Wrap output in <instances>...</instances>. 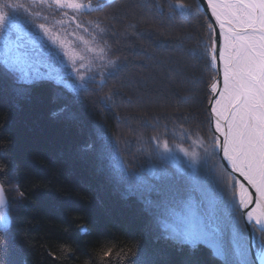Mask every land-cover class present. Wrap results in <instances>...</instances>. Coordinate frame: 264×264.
Listing matches in <instances>:
<instances>
[{"label":"trees","instance_id":"trees-1","mask_svg":"<svg viewBox=\"0 0 264 264\" xmlns=\"http://www.w3.org/2000/svg\"><path fill=\"white\" fill-rule=\"evenodd\" d=\"M180 2L183 12L169 7L176 0L106 7L117 12L111 27L119 30L122 67L81 98L50 80L18 85L0 77V181L10 201L0 264H225L203 244L193 250L162 238L145 211L157 193L129 192L100 152L112 137L164 125L211 139L212 72L191 54L207 34L205 18L190 0ZM169 172L170 182L150 183L185 185Z\"/></svg>","mask_w":264,"mask_h":264},{"label":"snow or ice","instance_id":"snow-or-ice-1","mask_svg":"<svg viewBox=\"0 0 264 264\" xmlns=\"http://www.w3.org/2000/svg\"><path fill=\"white\" fill-rule=\"evenodd\" d=\"M40 2L61 16L71 14L70 23L88 34V38L79 37L87 55L77 50L79 45L69 50L46 23H38L39 12H32L19 0H0V77L18 85L43 79L44 58L55 55L45 44L47 40L58 45L67 59V63L63 58L58 61L63 69H70L67 77L57 75L54 79L69 94L81 98L97 77L101 85L106 83L114 75L111 70L119 68L104 40L107 28L117 20V12H105L114 0ZM169 7L185 9L180 0ZM93 12L105 13L108 25L96 23V31L90 32L77 17ZM205 12L210 13L205 19L207 38L191 54L215 73L208 85L209 122L214 133L209 147L202 140L193 143L203 149L204 155L210 148L212 156L219 158L221 171L216 175L229 177L227 198L217 192L216 180L198 174L203 158L200 152L179 144L174 149L167 139L152 137L155 147L148 154L166 161L178 149L187 157L189 184L154 185L130 172L123 159L118 167L130 190L141 195L157 193L155 200H145V211L162 238L193 250L206 244L225 264H264V0H207ZM47 78L51 80L53 76L49 73ZM107 148L101 145V154ZM193 193H199V198ZM6 209L4 188L0 186L3 227L9 225Z\"/></svg>","mask_w":264,"mask_h":264},{"label":"rangeland","instance_id":"rangeland-1","mask_svg":"<svg viewBox=\"0 0 264 264\" xmlns=\"http://www.w3.org/2000/svg\"><path fill=\"white\" fill-rule=\"evenodd\" d=\"M147 1L149 2V0H142V2L145 5L144 4H140V5L146 6ZM19 2L24 4L25 7L30 8L32 12H39L41 14V19H39L37 22L46 23L52 29L53 34L58 35L59 40H62L66 43V46L69 47V50L71 46L79 45L77 50L82 54H86L84 52L83 46L80 45L79 37L83 35L85 38H88V34L83 32L82 29H77L74 23H70L71 14H69V16L67 17L61 16L60 14L55 12V10L48 8L47 5L45 4H42L40 0H35V2H33V0H19ZM190 3L195 8L196 0H190ZM156 6L161 7V3L157 2V4L155 5V8H157ZM146 9L147 11L149 10L148 7ZM195 11H197V9H195ZM21 14L23 15L22 9H21ZM43 17H47V19L45 20L43 19ZM204 18L206 19L205 16ZM77 20L80 23H82L84 27L88 28L90 32L96 31V28H95L96 23H101V27H105L108 25V23L106 22V20L104 19V17L101 15L100 12H93L90 14L86 13L84 15L78 16ZM60 21H63V22L60 23ZM113 29L114 28L112 27L107 28L106 34L104 36V40L107 41V44L110 47L111 58L115 60L119 66L118 70L116 69L111 70L114 72V76H116L117 73L120 72L122 65H120L117 55L115 54V49H111V46H110V42H114L119 45V37L116 35L115 32H113ZM73 33L75 34L73 35ZM206 38H207V35L204 37V40H206ZM200 41L196 42L197 46H195L194 49L199 50L198 45ZM45 44L47 45L49 49H51V51L55 55H54V58H44V66L41 67V76L44 78L37 79L35 81L49 80L47 76L50 73L53 76V79H51L50 81L56 83L54 78L57 75H62L64 77H67V73L68 71H70V69H63L62 65H59L58 63V61L61 58H63L64 62L67 63V59L63 57V50L58 45H53L50 41L45 40ZM94 83L98 87H102L105 84V83L103 85L100 84L99 77H97ZM208 118H209V111H208ZM133 131H135V133ZM210 131H211V136H212L213 131L211 130V127H210ZM131 134H134V137L124 138V139L112 137L110 138L108 142L105 143L106 145H108L106 152H107V157L109 160L108 165L109 167H111V172L113 173L114 176L118 177L119 180H123L124 183H126L125 185L127 186V189L129 190V192H134V191L129 189L128 181L124 178V176L119 170L118 164H119L120 159H123L127 163L128 169L130 172H133L136 175L148 181H150L151 178L160 176L161 181L167 180L168 182H170L171 181L169 180L170 179L169 176L171 175V173L169 172L170 169L173 172H175L176 175H178L177 177L183 178L187 175V172H188L187 157H185L184 154L180 152L178 149L174 150L173 157L169 158L166 161H161L154 156L150 158L148 153L151 152L155 147V141H153L151 138L156 136V137H159L161 140L167 139L169 142V145L173 147L174 149H175V146L179 144V145H182L184 148H187L190 150H196L200 152L203 158L201 159V162L197 169L198 174L201 177H205L206 176L205 174H207L208 172L214 173L215 175L214 179L219 178L218 187L220 188V190H217V192L221 193L225 198H227L228 193H224L227 190L225 189L223 190L221 185L226 186V184L229 182V177L226 174L219 176V177L216 175L217 173L221 171L219 158L212 156L210 148H209V153L207 155H204L203 149L199 148L196 144L193 143L194 141L202 140L205 147H209L211 144V139L207 141L203 139V137L196 131H191V129L189 128L184 129V128H180L174 125H171V126L164 125L162 129H159L158 132L150 134V135H147L136 129H132ZM185 135H187L189 138L185 139ZM128 153L130 155L132 154V156L128 155ZM172 184L174 183L172 182ZM0 186L3 187V184L1 181H0ZM4 193L6 196L7 209H8V205L10 202L8 199L9 196L6 195L5 189H4ZM193 195L199 198V193L198 195H195V194ZM203 245H205L209 249H212L210 246L206 244H203ZM212 251L214 250L212 249Z\"/></svg>","mask_w":264,"mask_h":264},{"label":"bare ground","instance_id":"bare-ground-1","mask_svg":"<svg viewBox=\"0 0 264 264\" xmlns=\"http://www.w3.org/2000/svg\"><path fill=\"white\" fill-rule=\"evenodd\" d=\"M181 3H182V2H181ZM206 4H207V0H206ZM174 5H175V4H174ZM195 8H196L197 11L199 12V14L203 16V14L201 13V11L198 10L197 3H196ZM177 10H178V9H177ZM178 11H179V12H183V11H180V10H178ZM113 30L119 33V30L117 29V27H115V29H113ZM114 31H113V32H114ZM117 45H118V44H116V43H114V42H110L111 49H115V48L117 47ZM196 45H197V43L195 44V46H196ZM118 46H121V45H118ZM132 52H135V51H132ZM93 84H95V83H93ZM207 105H208V104H207ZM207 108H208V107H207ZM128 129H130V128H128ZM205 175L208 176V177H211V178H213V179H214V176H215L214 173H212V172H208V173L205 174ZM214 180L217 181V183H216V185H215L216 189H217V190H220V188L218 187V186H219V182H218L219 178H216V179H214ZM182 182H183L185 185L189 184V183H190V181H189V177L186 175V176L182 179ZM221 187H222L223 190H224V189L227 190V189H226V186H222V185H221ZM224 193H227V191H225ZM193 194L198 195V193H193Z\"/></svg>","mask_w":264,"mask_h":264},{"label":"water","instance_id":"water-1","mask_svg":"<svg viewBox=\"0 0 264 264\" xmlns=\"http://www.w3.org/2000/svg\"><path fill=\"white\" fill-rule=\"evenodd\" d=\"M196 3H197V6H198V9L201 11V13L206 17L207 15H210V13H207V12H205V8H206V0H196ZM211 70V69H210ZM212 71V74L214 75L215 73H214V71L213 70H211ZM209 92V91H208ZM210 94V93H209ZM208 109H209V105H208ZM209 111V110H208ZM209 124H210V127H211V130L213 131V133H214V129H213V127H212V125H211V123L209 122ZM5 198H6V196H5ZM249 228H250V226H249ZM219 259H221L220 257H218Z\"/></svg>","mask_w":264,"mask_h":264},{"label":"flooded vegetation","instance_id":"flooded-vegetation-1","mask_svg":"<svg viewBox=\"0 0 264 264\" xmlns=\"http://www.w3.org/2000/svg\"><path fill=\"white\" fill-rule=\"evenodd\" d=\"M258 235V234H257Z\"/></svg>","mask_w":264,"mask_h":264}]
</instances>
